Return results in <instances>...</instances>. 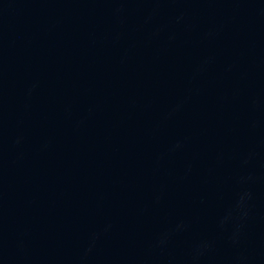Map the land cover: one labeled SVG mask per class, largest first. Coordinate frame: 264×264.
I'll list each match as a JSON object with an SVG mask.
<instances>
[{
  "label": "water",
  "instance_id": "95a60500",
  "mask_svg": "<svg viewBox=\"0 0 264 264\" xmlns=\"http://www.w3.org/2000/svg\"><path fill=\"white\" fill-rule=\"evenodd\" d=\"M0 264H264V0H0Z\"/></svg>",
  "mask_w": 264,
  "mask_h": 264
}]
</instances>
